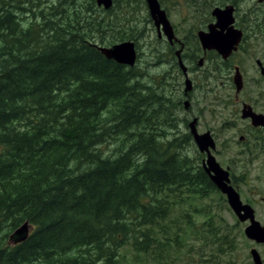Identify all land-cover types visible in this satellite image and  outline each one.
Segmentation results:
<instances>
[{
    "label": "trees",
    "instance_id": "obj_1",
    "mask_svg": "<svg viewBox=\"0 0 264 264\" xmlns=\"http://www.w3.org/2000/svg\"><path fill=\"white\" fill-rule=\"evenodd\" d=\"M41 3L0 0V264H168L192 237L231 252L194 205L219 192L176 134V102L100 50L141 32L105 42L92 4Z\"/></svg>",
    "mask_w": 264,
    "mask_h": 264
},
{
    "label": "rangeland",
    "instance_id": "obj_2",
    "mask_svg": "<svg viewBox=\"0 0 264 264\" xmlns=\"http://www.w3.org/2000/svg\"><path fill=\"white\" fill-rule=\"evenodd\" d=\"M158 1L167 9L168 20L173 27L174 34L186 45L187 57L190 59L196 57L195 61H184L192 83V90L188 96L183 94L184 78L181 70L175 64L164 38V41L157 39L155 27L148 15L144 0H115V4L110 10L96 11L99 13L96 17L102 16V19L110 25V29L107 28L103 35L105 42L110 40L109 35H115L120 31L128 32L127 29L130 27L141 32V36L134 41L137 50L135 66L140 74V79L143 82H150L148 85H152L156 89L159 88L157 90H161L170 100L177 103L173 102L172 106L175 105V108L171 112L173 118L176 119L173 123H175L177 135L186 132L183 118L191 117H198L197 130L199 133H204L205 130L213 132V136L218 142L215 148L216 156L220 158L216 160H221L224 164H231L237 186H239L240 198L251 205L254 209L255 219L264 226V138L262 139V135H259V138L258 135L252 136L249 145H243V147H248V153H244L242 145L237 144L236 138L231 139L233 131L243 129L245 123L240 120V114L235 117L231 111L234 106L231 102L234 101L235 89L231 80L223 77L229 72L224 74L215 72L217 68L222 67L215 57H210L211 61L204 59L200 69L192 67L196 61L203 58L196 44V33L203 29L207 20L209 21V12L216 7L217 2L215 1L219 0L212 2L209 0L212 4H210L211 7L206 4L205 0ZM237 2L241 27L246 26L248 22L251 23L253 31L248 33L249 38L244 46L246 52L239 53L234 57V60L246 75L243 92L249 94L251 99L258 95V102L261 103V100H264V78L254 72L255 63L252 60L256 58V53L262 51L264 47V31L259 32L263 27L260 20L263 18L261 13L263 7L258 3V0H237ZM88 3L86 1L75 5L84 9L89 6ZM122 41H132V39ZM257 58L262 60L263 55ZM232 71L231 68L230 77ZM179 101L180 104H178ZM185 101L190 105L187 110L184 109ZM261 105L264 106V103ZM172 106H170V111ZM226 120L230 122L228 124H231V127H226ZM195 157L197 156L195 155ZM220 195V193L211 194L203 200L195 201L194 205L200 209L208 205V208L212 209V211L208 210V216L212 217L213 224L216 225L213 230L220 227L222 234L226 235L225 241L229 243L226 244V247L233 248V250L220 257H210L206 245L201 240L192 237L179 255H172L169 258L168 264H254L249 254L252 248L257 250L264 261V249L244 236L243 230L247 223L238 222L226 200L225 202L219 200L221 199ZM195 219L199 223L200 217H195ZM220 239L221 237H219ZM123 264H152V259L128 253Z\"/></svg>",
    "mask_w": 264,
    "mask_h": 264
},
{
    "label": "water",
    "instance_id": "obj_3",
    "mask_svg": "<svg viewBox=\"0 0 264 264\" xmlns=\"http://www.w3.org/2000/svg\"><path fill=\"white\" fill-rule=\"evenodd\" d=\"M96 2L98 5H102L104 10H109L112 7V0H96ZM144 2L146 4L149 17L157 32L159 33L161 29V32L167 40L171 42L173 39V29L166 13L160 7L158 0H144ZM232 11V6H227L225 8L214 7L211 11V16L214 18L215 22L208 25L207 31L197 32V37L202 49L214 50L222 57V59H226L231 52L235 50L242 36L241 31L233 26ZM100 50L107 59L113 60L120 65L127 67H133L135 65L137 52L135 49V43L132 41H123L110 47H101ZM178 53L179 51L177 54ZM178 65L184 77L183 92L184 95H187L192 90V83L188 78L187 68L184 66L180 58H178ZM199 65H201V61L199 62ZM233 84L236 92H239L242 82L238 73L234 74ZM183 104L186 109L188 102L185 101ZM242 117H250L253 125L264 126V116H256L244 110ZM196 123L197 119L194 118L187 126L197 150L200 153H206L207 155L205 161L203 162L205 172L208 174L210 180L216 186L218 191L225 196L229 208L237 217L238 221L249 222L244 228L245 237L264 246V227H262L260 223L255 220L253 209L249 205L241 202L239 194L229 184L230 181L228 172L223 170L217 164L214 157L210 153V150H213L215 147L214 141L208 132L199 134L196 129ZM30 230L31 226L25 222L13 233L17 239L12 243L15 244L25 240ZM249 254L254 264H263L260 255L255 249H251Z\"/></svg>",
    "mask_w": 264,
    "mask_h": 264
},
{
    "label": "flooded vegetation",
    "instance_id": "obj_4",
    "mask_svg": "<svg viewBox=\"0 0 264 264\" xmlns=\"http://www.w3.org/2000/svg\"><path fill=\"white\" fill-rule=\"evenodd\" d=\"M40 1L42 2L41 4H43L42 8L44 7L45 9H50L52 6H56L58 4L66 3V2H72L74 4H78V3H81V2H86L87 1V3L89 2L88 4H90V5L92 4L93 5L92 7H93L94 10L96 9L99 12L100 11L101 12L108 11V10H104L102 5H98L96 0H40ZM258 3L263 7V12H261L262 15H263V18L260 19L261 22H262V26L263 27L259 31V32H262V31H264V0H258ZM112 4L114 6L115 0H112ZM159 4H160V7L164 10V12L166 13V16H167V12H166L167 9L160 2H159ZM216 4H217L216 7H220V8H225L227 6H232L233 7V11H232L233 26H234V28L240 30L241 33H242V36L240 38V42L237 44L235 50H233L231 52V54L226 59H222V57L214 50H203L202 47H201V44H200V42L198 40V37H197L196 44L198 45V49L201 51V53L203 55V58H200L198 61H196V63L194 65H192V67L200 69L202 67L203 63H204V59H206L207 61H209V60L211 61L212 58H210V57L217 58L218 59L217 61L222 64V67L217 68V72L219 74H222V73L224 74L226 72H229V73H226L225 76H223V77H226L229 80H231V83H232L234 89H235V86L233 84L234 74L238 73L240 75L242 86H241V89H240L239 92H236V89H235V94L233 96L234 97V101L231 102V104L234 105V106L231 109V111H232V114L235 117L238 114H240V120L245 123V126L243 127V129L240 128V129L234 130L233 131L234 133L232 134L231 139L235 137L237 144L240 143L242 145L241 147H242V150L244 151V153H248V149H247L248 147H243V145H249L250 141L252 140V138H251L252 136L255 137L256 135H258V138H259V135H262V139H263L264 138V136H263L264 135V126L263 125H257V126L253 125L252 120H251L250 117L243 118L242 117L243 111L246 110L249 113L254 114L256 116H264V106L261 105V104L264 103V100L262 99L261 103H259L258 102V95H256L255 98L251 99L249 94H246V93L243 92L246 75L243 73L242 68L238 64H236L237 62L234 60V57L236 55H238L239 53H241V52L242 53L246 52L244 46L247 44V41H248V38H249L248 37V33L252 32L253 28L250 25L251 23H248V22H247L246 26L241 27V25H240V17L238 16L239 7H238L237 0H226L224 2V4H219V2H217ZM88 15H89V13H88ZM208 17H209V21L207 20V22L203 25V29L199 30V31H207L208 25H210V24L215 22L214 18L211 16V12H209ZM167 18H168V16H167ZM172 29H173V27H172ZM155 31H156V36H157L158 40H162V41L165 40L166 41L167 47L170 49V51H171V53L173 55V59L175 60V64L178 66V68H179L178 58L181 59L183 64H184V61H188L189 60L188 62H190V60H192V61L196 60V57H192L191 59L187 57V55H186V53H187L186 45L184 44L183 41L179 40L176 37V35L174 34V30H173V39H172L171 42L167 40V38L161 32V29H160L159 33L157 32L156 28H155ZM196 35H197V33H196ZM163 38H164V40H163ZM178 51H179V53L177 54ZM260 55H263V59L262 60L257 58ZM200 61H201V65H199ZM252 61H254V63H255L254 72H257L261 78H264V47H263L262 51H259V53L258 52L256 53V58L253 59ZM184 66L187 68V74H188V67L185 64H184ZM231 68L233 70L232 71L233 75L231 73V77H230V69ZM184 96H188V94L184 95ZM178 104H180V101L178 102ZM189 106L190 105L188 103L187 108L186 109L184 108V109L187 110L189 108ZM194 118L197 119V123H196V129H197V127H198V117H191V118H188V119L187 118H183L184 119L183 120L184 128L186 129V132H188V128H187L188 122H190ZM235 120H236V118H235ZM226 122H227V124H226L227 126L226 127H231V124H228L230 122L227 121V120H226ZM234 123H235V121H234ZM231 130H233V129L231 128ZM197 132H198V130H197ZM205 132H208L210 134V136H211V138H212V140L214 141V144H215L214 149L211 151L212 156L215 158V160L216 159H220V158H217L216 150H215L216 143H218L217 139L214 138L213 132L211 130H205ZM199 134H202V133H199ZM240 154H242V153H240ZM200 155H201V159L202 160L205 159V157H206L205 154H200ZM203 162L201 163V167H202L203 171L205 172V169L203 167V164H204ZM216 162L219 164V166L223 170H226L228 172V177H229V181H230L229 184L238 192L239 197H240L239 186H237L238 184L236 183V179H235V176L233 174V170L231 168V164L230 165L224 164L221 160L220 161L216 160ZM205 174L208 175L206 172H205ZM244 177H245V175L242 177V182H243ZM240 200H241V202L243 204L249 205L251 207V205L249 203H245L241 198H240ZM243 223H247L248 224V222H243ZM252 242H254V241H252ZM254 243L264 249L263 245L258 244L256 242H254ZM261 261L264 264V261L262 260V258H261Z\"/></svg>",
    "mask_w": 264,
    "mask_h": 264
},
{
    "label": "bare ground",
    "instance_id": "obj_5",
    "mask_svg": "<svg viewBox=\"0 0 264 264\" xmlns=\"http://www.w3.org/2000/svg\"><path fill=\"white\" fill-rule=\"evenodd\" d=\"M112 6H113V4H112ZM112 8V7H111ZM110 10V9H109Z\"/></svg>",
    "mask_w": 264,
    "mask_h": 264
}]
</instances>
